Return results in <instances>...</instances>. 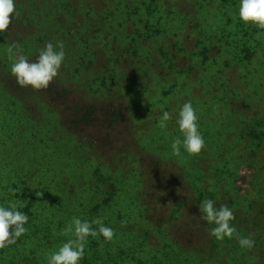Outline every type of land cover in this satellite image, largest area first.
<instances>
[{
    "label": "rangeland",
    "instance_id": "rangeland-1",
    "mask_svg": "<svg viewBox=\"0 0 264 264\" xmlns=\"http://www.w3.org/2000/svg\"><path fill=\"white\" fill-rule=\"evenodd\" d=\"M239 4L16 0L0 34V204L30 220L0 264H49L73 218L115 230L88 237L80 264H264V29ZM50 42L66 52L58 77L20 87L9 46L34 62ZM188 101L205 147L176 155ZM206 199L254 247L211 237Z\"/></svg>",
    "mask_w": 264,
    "mask_h": 264
},
{
    "label": "clouds",
    "instance_id": "clouds-1",
    "mask_svg": "<svg viewBox=\"0 0 264 264\" xmlns=\"http://www.w3.org/2000/svg\"><path fill=\"white\" fill-rule=\"evenodd\" d=\"M16 13V0H0V34L9 29ZM239 20L244 24H251L264 29V0H240ZM19 46H9L8 52L14 57L11 66V74L17 84L22 88H31L36 91L47 89L58 77L61 67L66 58L63 43H48L33 62L30 61L19 50ZM172 118L171 113L164 111L160 117L162 127ZM199 117L191 101L184 103L179 110L177 124L183 139L177 138L172 143V149L176 155L180 154V146L191 154H199L205 147V140L199 131ZM41 195V193L39 194ZM26 207V206H25ZM201 218L209 225V235L217 241L233 238L234 234L241 248L251 249L254 241L250 237H241L237 228L233 225L235 216L227 205L217 208L215 201L206 199L199 206ZM30 217L19 210L15 204L5 206L0 204V248L15 244L26 232L25 225L29 223ZM95 224L98 228H93ZM67 232H73L75 239H69L58 251L49 256V264H80L85 254V244L88 237L103 236L105 240L111 241L115 236V230L106 226L102 219L92 222L73 218L66 228Z\"/></svg>",
    "mask_w": 264,
    "mask_h": 264
}]
</instances>
